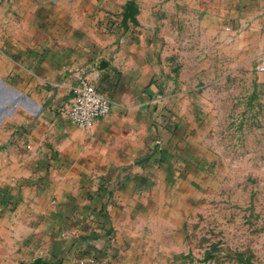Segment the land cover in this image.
<instances>
[{"label":"crops","instance_id":"obj_1","mask_svg":"<svg viewBox=\"0 0 264 264\" xmlns=\"http://www.w3.org/2000/svg\"><path fill=\"white\" fill-rule=\"evenodd\" d=\"M127 3L139 11L125 28ZM197 8L203 15L209 0H0V236L9 233L0 237V264L2 239L18 233L52 255L78 238L92 251L87 264H108L143 191L180 174L179 136L172 154L156 141L166 108L187 115L175 105L182 83L164 43L189 38L180 28ZM218 8L264 40V0H220ZM201 17L206 25L208 13ZM81 77L112 102L88 129L66 115ZM37 257L48 264L42 254L28 262Z\"/></svg>","mask_w":264,"mask_h":264},{"label":"rangeland","instance_id":"obj_2","mask_svg":"<svg viewBox=\"0 0 264 264\" xmlns=\"http://www.w3.org/2000/svg\"><path fill=\"white\" fill-rule=\"evenodd\" d=\"M219 2L209 0L203 15L194 9L192 23L180 28L189 38L164 43L171 73L182 83L175 105L187 115L166 108L169 123L156 141L172 154L169 144L179 136L180 174L143 191L136 220L108 264H264V73L257 68L263 34L236 29L222 18ZM23 235L2 239L3 264L36 254L48 264H87L92 253L78 238L61 243L55 255L35 251Z\"/></svg>","mask_w":264,"mask_h":264},{"label":"built area","instance_id":"obj_3","mask_svg":"<svg viewBox=\"0 0 264 264\" xmlns=\"http://www.w3.org/2000/svg\"><path fill=\"white\" fill-rule=\"evenodd\" d=\"M257 68L264 73V54L260 57ZM111 109L112 102L93 83L81 77L72 87V98L66 115L77 127L88 129L98 119L107 116Z\"/></svg>","mask_w":264,"mask_h":264},{"label":"water","instance_id":"obj_4","mask_svg":"<svg viewBox=\"0 0 264 264\" xmlns=\"http://www.w3.org/2000/svg\"><path fill=\"white\" fill-rule=\"evenodd\" d=\"M139 9L132 3H127L124 8V12L122 13V25L123 27L127 28L129 22L134 24L137 23L136 14L138 13ZM21 264H47L43 261L41 257H37L32 262H22Z\"/></svg>","mask_w":264,"mask_h":264}]
</instances>
